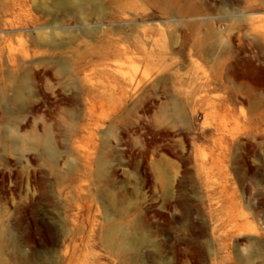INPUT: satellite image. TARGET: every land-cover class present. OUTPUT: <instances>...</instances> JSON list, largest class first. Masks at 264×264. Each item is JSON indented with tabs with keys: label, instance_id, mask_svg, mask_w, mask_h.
<instances>
[{
	"label": "rangeland",
	"instance_id": "374dc122",
	"mask_svg": "<svg viewBox=\"0 0 264 264\" xmlns=\"http://www.w3.org/2000/svg\"><path fill=\"white\" fill-rule=\"evenodd\" d=\"M0 264H264V0H0Z\"/></svg>",
	"mask_w": 264,
	"mask_h": 264
},
{
	"label": "bare ground",
	"instance_id": "6f19581e",
	"mask_svg": "<svg viewBox=\"0 0 264 264\" xmlns=\"http://www.w3.org/2000/svg\"><path fill=\"white\" fill-rule=\"evenodd\" d=\"M58 2H60V4H62V5L65 4V0H58ZM46 147L48 148V150L50 151L51 154H54V150H53V148L51 147V145L49 143H46Z\"/></svg>",
	"mask_w": 264,
	"mask_h": 264
}]
</instances>
